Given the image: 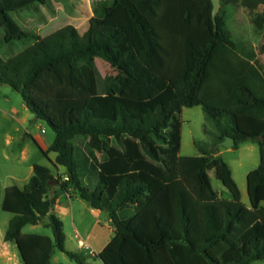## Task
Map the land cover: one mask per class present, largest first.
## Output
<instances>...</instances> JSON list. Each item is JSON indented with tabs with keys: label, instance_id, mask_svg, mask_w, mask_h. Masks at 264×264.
Here are the masks:
<instances>
[{
	"label": "trees",
	"instance_id": "1",
	"mask_svg": "<svg viewBox=\"0 0 264 264\" xmlns=\"http://www.w3.org/2000/svg\"><path fill=\"white\" fill-rule=\"evenodd\" d=\"M252 20L264 55V0ZM48 0H0L6 44L28 40L12 14ZM102 0L83 36L65 25L5 60L0 85L21 94L36 120L56 134L54 174L33 165L23 188H5L12 214L4 235L22 244L29 226L45 225L53 243L43 264L62 252L75 264H251L264 261V67L258 49L232 38L235 8L247 0ZM98 60L108 64L102 73ZM201 106L214 132L180 155L183 109ZM255 142L260 164L247 174L249 205L219 145ZM229 191L223 197L210 172ZM59 193L105 212L113 239L95 256L69 250L54 213ZM30 235L27 243L40 239ZM85 251V250H84ZM86 252V251H85ZM87 253V252H86ZM24 264H29L20 254ZM89 256V257H88Z\"/></svg>",
	"mask_w": 264,
	"mask_h": 264
},
{
	"label": "rangeland",
	"instance_id": "2",
	"mask_svg": "<svg viewBox=\"0 0 264 264\" xmlns=\"http://www.w3.org/2000/svg\"><path fill=\"white\" fill-rule=\"evenodd\" d=\"M94 1L102 0H48L46 5L36 4L14 13V20L32 36L25 41L6 44L4 31L0 28L2 57L5 59L6 56L11 55L14 49L25 47L33 43L38 36H48L68 24L75 26L80 35H83L93 16ZM252 10H262V5L258 0H247L238 9L235 8L228 32L232 38L245 41L257 48L259 60L264 67V55L259 52L261 34L253 23ZM98 65L102 73H110L111 68L108 64L98 60ZM205 131L212 133L214 129L207 121L202 107L184 108L180 155L184 157L198 156L196 142H212V137ZM55 138V132L44 121L36 120L27 109L21 94L8 86L0 85V264L13 263L8 259L12 256L3 247L4 235L13 216L1 210L4 190L11 185L16 184L18 187H24L28 184L33 173L30 167L35 164L50 168L54 174L59 173L51 163L53 159L51 156H56V154L51 153L48 159L42 152V149L51 145ZM218 149L231 167L233 178L242 193V202L249 205L247 174L251 170L257 169L260 164L258 145L255 142H248L239 145L238 149L224 147H218ZM209 175L216 191L223 197L231 199L230 191L216 179L214 172H210ZM73 201H76L74 216L80 226V236L98 254L108 243L111 231L104 219L90 214L87 202L79 197L78 200ZM262 207L264 208V202ZM66 222L69 233L67 248L86 254L84 249L79 251L80 246L75 237L76 232L71 215L67 216ZM43 225L27 226L23 232V243H10L17 257L23 254L29 264H43V259L47 257L52 248L53 231ZM33 233L40 235L41 238L38 242L35 241L28 245L26 240ZM88 260L90 264H103L99 259H92V257H89ZM51 264L75 263L62 252L56 251L51 255ZM251 264H264V261Z\"/></svg>",
	"mask_w": 264,
	"mask_h": 264
},
{
	"label": "crops",
	"instance_id": "3",
	"mask_svg": "<svg viewBox=\"0 0 264 264\" xmlns=\"http://www.w3.org/2000/svg\"><path fill=\"white\" fill-rule=\"evenodd\" d=\"M14 14V13H13ZM13 14H12V16H13ZM87 31V30H86ZM85 34V33H84ZM83 34V35H84ZM83 35H81V36H83ZM41 37H43V36H41ZM16 42V41H15ZM15 42H13V43H15ZM36 42V40L33 42V43H31V44H28L27 46H25V47H20L19 49H14L13 51H12V53H11V55H8V56H6V58H5V60H8V59H10L11 57H13V56H15L16 54H18L19 52H21L22 50L24 51L26 48H28L30 45H32V44H34ZM13 43H11V44H13ZM1 54V53H0ZM2 56V55H1ZM51 145H49L48 147H46V149H44V150H48L49 149V147H50ZM259 148V147H258ZM219 154H220V152H219ZM221 155V154H220ZM51 157H53V159L51 160L52 162H55L56 161V157L57 156H51ZM62 168V167H61ZM30 169L32 170V172H33V166H31L30 167ZM56 170H58V172L59 173H64L65 172V169L63 168V169H60V167L59 168H56ZM33 176V173H32V175L30 176V178H29V180L31 179V177ZM27 185V184H26ZM25 186V185H24ZM20 188H23V187H20ZM241 195H242V193H241ZM73 200H78V197H76V196H71V195H69V194H65V193H59V197H58V200H57V205H56V209L54 210V213L64 222V225H65V232H66V234H65V236H66V246H67V242H68V231H67V222H66V219H67V216L68 215H71V217H72V221H73V226H74V230H75V232H76V234H78V235H80L81 233H80V226L77 224V220H75V217L76 216H74L75 215V202L76 201H73ZM82 200V199H81ZM90 214L91 215H93V216H97L99 219H104L105 220V222H106V224H107V226L109 227V229H110V231H111V235H110V239H109V241L110 240H112L113 239V237H114V235H116L115 234V228H114V226H113V224H112V221H111V219H110V217L108 216V214L107 213H105V212H97V211H95V210H93V209H91L90 208ZM44 223H48L47 222V219H44L43 220V222H42V224H40V225H43ZM38 226V225H37ZM44 227H46L47 228V226L46 225H43ZM24 232V231H23ZM23 232H22V236H23ZM76 234H75V236H76ZM31 235H38V234H35V233H33V234H31ZM85 241V240H84ZM109 241H108V243H109ZM13 243H16V242H13ZM107 243V244H108ZM106 244V245H107ZM106 245H104V247L106 246ZM80 246V245H79ZM3 247L5 248V249H7V251H8V254L10 255V256H12V257H9L8 259L11 261V262H13L12 264H24L23 263V260L20 258V256L19 257H17V255H16V252H14V250H12V246H11V244L10 243H7V242H3ZM104 247L99 251V253L104 249ZM69 250H71V249H69ZM82 250V248L81 247H79V251H81ZM98 253V254H99ZM87 254V253H86ZM8 255V256H9ZM88 255V254H87Z\"/></svg>",
	"mask_w": 264,
	"mask_h": 264
},
{
	"label": "water",
	"instance_id": "4",
	"mask_svg": "<svg viewBox=\"0 0 264 264\" xmlns=\"http://www.w3.org/2000/svg\"><path fill=\"white\" fill-rule=\"evenodd\" d=\"M213 5V18L216 19V16L220 10V3L221 0H211ZM236 143L231 137H227L220 145L219 147H224L226 149H233L235 147Z\"/></svg>",
	"mask_w": 264,
	"mask_h": 264
},
{
	"label": "built area",
	"instance_id": "5",
	"mask_svg": "<svg viewBox=\"0 0 264 264\" xmlns=\"http://www.w3.org/2000/svg\"><path fill=\"white\" fill-rule=\"evenodd\" d=\"M76 239H78L79 245L82 249H84L88 255L95 256L96 253L92 250V248L82 239V237L76 234Z\"/></svg>",
	"mask_w": 264,
	"mask_h": 264
}]
</instances>
